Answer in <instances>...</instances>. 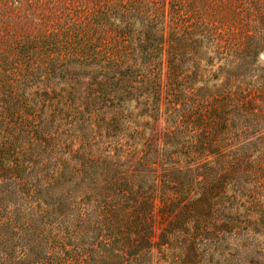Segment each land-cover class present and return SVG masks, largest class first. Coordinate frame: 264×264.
Returning <instances> with one entry per match:
<instances>
[{
  "label": "trees",
  "instance_id": "obj_1",
  "mask_svg": "<svg viewBox=\"0 0 264 264\" xmlns=\"http://www.w3.org/2000/svg\"><path fill=\"white\" fill-rule=\"evenodd\" d=\"M0 264H264V0H0Z\"/></svg>",
  "mask_w": 264,
  "mask_h": 264
}]
</instances>
